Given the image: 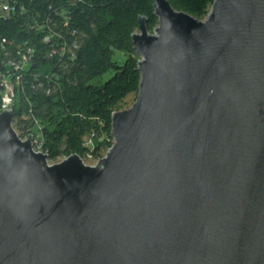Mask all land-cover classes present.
<instances>
[{
  "label": "water",
  "instance_id": "obj_1",
  "mask_svg": "<svg viewBox=\"0 0 264 264\" xmlns=\"http://www.w3.org/2000/svg\"><path fill=\"white\" fill-rule=\"evenodd\" d=\"M153 7L95 164H49L0 111V264H264V0Z\"/></svg>",
  "mask_w": 264,
  "mask_h": 264
},
{
  "label": "trees",
  "instance_id": "obj_2",
  "mask_svg": "<svg viewBox=\"0 0 264 264\" xmlns=\"http://www.w3.org/2000/svg\"><path fill=\"white\" fill-rule=\"evenodd\" d=\"M168 1L199 19L212 2ZM140 15L152 32L153 0H0V111L8 79L13 126L22 138L33 134L48 160L111 146V114L138 90L132 34ZM110 70L103 83L91 82Z\"/></svg>",
  "mask_w": 264,
  "mask_h": 264
},
{
  "label": "built area",
  "instance_id": "obj_3",
  "mask_svg": "<svg viewBox=\"0 0 264 264\" xmlns=\"http://www.w3.org/2000/svg\"><path fill=\"white\" fill-rule=\"evenodd\" d=\"M3 9H8L6 4L3 5ZM9 64L13 65L15 69H19L22 66V62H20V63L19 62H16V63L15 62H11ZM3 86H4V91H3V95H2L1 111L4 108L11 109V104H12V102L14 100V89L11 86L10 82L8 81V79H4L3 80ZM84 144L85 145H91L92 144V140L90 138H88V139L84 140ZM33 148H34L35 151H42L40 149V143L37 141V138L34 135H33ZM87 156H91V154L87 153ZM65 157H62L61 159L65 158Z\"/></svg>",
  "mask_w": 264,
  "mask_h": 264
},
{
  "label": "rangeland",
  "instance_id": "obj_4",
  "mask_svg": "<svg viewBox=\"0 0 264 264\" xmlns=\"http://www.w3.org/2000/svg\"><path fill=\"white\" fill-rule=\"evenodd\" d=\"M112 73H113V71H111V70L107 71L102 76L92 79L91 82L94 83V84H101V83H103V81H105L107 78H109L112 75ZM134 100H135V94H133V93L128 94L124 98L123 102L120 105V109H118V110H122V109H125V108L129 107L133 103ZM12 125H13V122H12ZM105 153H106L105 150H101L100 153H99L100 155H97V156H87L86 155V156L82 157V160H83V162L85 164L92 165V164H95L96 161L100 157L104 156ZM60 160H61V158H57L55 160H48V163L51 164V163H54V162H58Z\"/></svg>",
  "mask_w": 264,
  "mask_h": 264
}]
</instances>
